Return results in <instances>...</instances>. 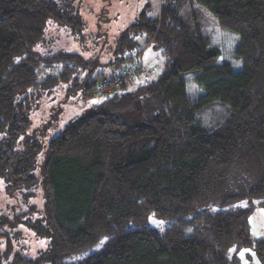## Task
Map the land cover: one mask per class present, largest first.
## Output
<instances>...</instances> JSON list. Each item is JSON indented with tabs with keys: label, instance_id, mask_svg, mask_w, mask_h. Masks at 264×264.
I'll use <instances>...</instances> for the list:
<instances>
[{
	"label": "trees",
	"instance_id": "16d2710c",
	"mask_svg": "<svg viewBox=\"0 0 264 264\" xmlns=\"http://www.w3.org/2000/svg\"><path fill=\"white\" fill-rule=\"evenodd\" d=\"M197 7L239 33L241 70L220 63ZM52 25L92 47L108 34L86 31L72 0H0V179L30 202L18 216L42 206L40 218L22 221L49 241L36 258L16 254L10 264H228L231 249L247 247L264 264V237L249 228L264 206V0H148L106 49L108 61L102 46L88 56L38 54ZM149 44L165 57L157 78L113 90L47 142L31 130L44 94L62 83L88 100L105 88L98 67L119 71ZM188 75L203 94H189ZM237 165L254 179L244 194L228 190ZM41 189L42 202L33 201ZM242 198L247 207H232ZM6 243L0 264L13 253ZM81 252L89 253L65 261Z\"/></svg>",
	"mask_w": 264,
	"mask_h": 264
},
{
	"label": "rangeland",
	"instance_id": "374dc122",
	"mask_svg": "<svg viewBox=\"0 0 264 264\" xmlns=\"http://www.w3.org/2000/svg\"><path fill=\"white\" fill-rule=\"evenodd\" d=\"M74 4H77L80 13L86 24V31H98L103 27H107L108 34L101 35L103 38L102 49L101 46L92 47L93 44L91 38H89L84 44L81 41L76 40L74 36L70 34L68 30L62 26L52 25L49 28L47 38L50 39V45H41L37 48L38 54H48V49L52 51L67 50L84 53L86 56L100 50L101 58L103 61H108L109 54L106 49L110 44L114 45L117 37L123 32L129 25L137 20L139 13L144 8L148 0H72ZM153 1V0H151ZM197 12L200 15L201 21L204 25V35L209 36L212 44L219 47L221 55L219 57L220 63L227 62L231 64L232 68L239 71L243 68L242 59L237 53V48L240 42L239 33L230 29L222 28L215 16H213L206 8L197 7ZM100 27V28H99ZM104 39V40H103ZM49 41V40H48ZM47 41V42H48ZM93 48V49H92ZM45 54V55H47ZM144 63L145 73L142 75L144 78L139 77L137 74L134 78L138 81L131 82L130 78L124 88H120L119 91H130L136 88L139 83L155 79L161 72V68L164 64L165 57L163 52L154 47V45H147L144 50L137 55L136 60ZM131 63V64H133ZM102 68L108 74L105 78H111L115 73L111 67H98L96 72L102 71ZM187 88L190 95H201L205 92L203 86H201L195 78L191 75L186 76ZM67 85L58 84L53 92H48L43 95L38 105L31 112L32 119L31 130L35 133H39V137L42 136V130L45 134L42 138L47 142L48 139L57 135L72 122L82 115L89 112V108L103 102L109 96L113 95V90H107V88H101L97 94L88 100H83L78 96H70L66 92ZM46 127V128H44ZM31 132V131H30ZM254 185V179L246 172L241 166L237 165L229 181L228 190L231 194L248 192ZM9 184L3 179H0V252H4L7 247V238L11 239L13 244V253L4 258L1 264H10L14 255L20 254L30 258H36L41 252L47 250L49 241L46 238L39 237L35 230L30 226H27L22 220L27 216L30 219L35 220L41 217L42 206L38 205L35 211H31L30 214H19L27 212L30 208V202L27 199L26 202L23 199L21 192L15 194L9 191ZM42 189L36 191V198L34 196L33 201L42 202ZM256 204L259 200L255 201ZM249 201L247 198H242L236 201L232 207H247ZM216 208V207H215ZM150 222L158 227H163V222L156 219L154 216L150 217ZM249 228L253 238L264 237V206H256L254 211L249 217ZM89 252H81L75 255H71L65 258L66 262H75L84 259ZM238 259V264H262L257 252L251 247L243 248L236 251L231 249L228 252V264H234V255ZM237 264V263H235Z\"/></svg>",
	"mask_w": 264,
	"mask_h": 264
},
{
	"label": "built area",
	"instance_id": "2783aa9c",
	"mask_svg": "<svg viewBox=\"0 0 264 264\" xmlns=\"http://www.w3.org/2000/svg\"><path fill=\"white\" fill-rule=\"evenodd\" d=\"M144 67V63H141L139 60L133 64H125L111 78H104L100 86L107 88L108 91L120 89L123 85H126L128 80L134 77L136 74H144Z\"/></svg>",
	"mask_w": 264,
	"mask_h": 264
},
{
	"label": "crops",
	"instance_id": "0c3cea01",
	"mask_svg": "<svg viewBox=\"0 0 264 264\" xmlns=\"http://www.w3.org/2000/svg\"><path fill=\"white\" fill-rule=\"evenodd\" d=\"M137 75H138V76H136L137 78H139V77L144 78V76H143L141 73H139V74H137ZM137 78H134V77H133V79L131 80V82L138 81L139 79H137Z\"/></svg>",
	"mask_w": 264,
	"mask_h": 264
}]
</instances>
